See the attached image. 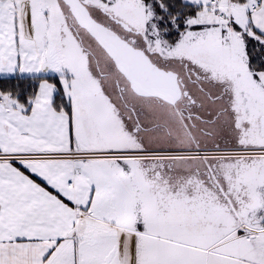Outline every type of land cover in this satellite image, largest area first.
<instances>
[{"label":"snow or ice","instance_id":"snow-or-ice-1","mask_svg":"<svg viewBox=\"0 0 264 264\" xmlns=\"http://www.w3.org/2000/svg\"><path fill=\"white\" fill-rule=\"evenodd\" d=\"M0 264H264V0H0Z\"/></svg>","mask_w":264,"mask_h":264}]
</instances>
